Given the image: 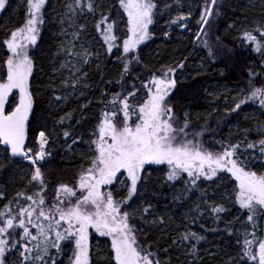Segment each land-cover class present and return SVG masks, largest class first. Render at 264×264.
Returning a JSON list of instances; mask_svg holds the SVG:
<instances>
[{
    "label": "snow or ice",
    "instance_id": "1",
    "mask_svg": "<svg viewBox=\"0 0 264 264\" xmlns=\"http://www.w3.org/2000/svg\"><path fill=\"white\" fill-rule=\"evenodd\" d=\"M23 3V23L2 41L6 56L0 63V171L26 165L21 178L27 176L28 185L34 187L30 193L18 191L0 207V264H94L93 234L110 240L107 253H97L104 255L103 264H173V258L176 264H204L201 244L207 237L192 225L207 212L214 226L205 231H220L218 225L230 212L229 205L241 210L233 220L225 221L223 229L238 245V255L229 264H264V122L243 130L236 126L241 137L236 141L232 133L214 136L244 105L256 104L264 111V17L241 33L242 46L251 45L260 64L247 67V91L230 97L231 104L224 108L223 117L216 118L213 128L210 121L213 112L219 111L215 101L221 93H209L213 112L195 114L173 97L177 73L184 74L187 57L161 67L146 80H140L136 72L142 63L141 45L153 39L150 28L172 8L171 3L161 9L160 0H118L127 17L122 37L112 12L114 5L105 0H65L56 21L60 28L55 34L54 67L43 91L33 78L41 67L34 60L33 49L42 38L49 0ZM175 3L180 5L181 0ZM223 6L224 0H203L196 20L195 41L207 50L212 63L217 49L208 35ZM12 7L10 0H0V14ZM191 16V11L169 14L168 24L188 29ZM88 19L95 21L98 41L89 39ZM228 27L233 29L235 24ZM172 31L169 27L164 36ZM105 62H114L118 73L115 81L101 75V86L90 80L89 70L94 68L99 74ZM113 83L119 85L118 91L108 89ZM41 95L47 98L38 101ZM73 100L81 101L78 108L66 110ZM40 105H47V115L55 114L53 125L32 132L43 111ZM94 105L100 110L87 140L88 149L80 154L76 183L53 186L54 195L49 199L43 165L52 157L58 138L64 141L65 153L75 154L73 145L83 139L75 135L76 126L82 125ZM201 119L203 123H198ZM252 131L256 139L249 138ZM30 134L38 144L35 150ZM152 165L166 166L163 186L172 189L171 205L190 206L179 224L169 211L171 205L159 210L158 192H149ZM231 179L237 183L231 195L223 194L226 202L210 198L215 191L210 194L209 187L219 188ZM194 192L198 193L195 200L191 199ZM4 195L0 191V199ZM159 195L164 198L162 192ZM199 227L204 228L203 223ZM153 231L159 239L150 241ZM207 252L217 255L210 249Z\"/></svg>",
    "mask_w": 264,
    "mask_h": 264
},
{
    "label": "trees",
    "instance_id": "2",
    "mask_svg": "<svg viewBox=\"0 0 264 264\" xmlns=\"http://www.w3.org/2000/svg\"><path fill=\"white\" fill-rule=\"evenodd\" d=\"M13 5L11 9H6L5 13L0 15V63L5 59L6 48L2 45V41L7 38L10 30L14 29L23 23L24 20V3L23 0H10ZM65 0H49L50 7L46 9L45 24L41 33V41L36 49H33L34 60L38 67L34 73L33 78L37 85L41 87L48 82V77L51 75L54 67L52 61L55 58V51L57 46L58 37L55 35L60 28V25L56 23L57 18L64 10ZM105 3L109 6H115L112 8L113 15L118 20V30L123 37L127 31V17L123 14L122 9H119L118 0H105ZM165 3H171L172 8L165 11L162 15L156 18L150 31L153 32V39L147 41L144 45H141L140 57L142 63L136 66V72L140 76V80H146L152 73H155L161 67L174 64L177 61L187 57L185 63V69L183 75L180 72L177 73L178 86L177 91L173 93V97L176 100L183 102V107H186L195 113L213 112L209 105L211 97L209 93H221V98L216 100L215 103L219 108V111H214L211 117L212 127L215 128L214 121L217 117L224 116V108L226 105L231 104L230 97H235L238 92H246L248 89V77L246 69L249 66L258 67L261 58L258 54L252 51L251 45L241 44V33L244 29L250 28L253 23H259L261 18L264 17V5H261V0H224V6L221 10V15L215 19L209 30L208 39L217 49V58L215 63L210 62L207 57V50L200 47L198 42L195 41L194 33L201 11L203 0H181L180 5L175 3V0H160V7L163 9ZM192 12V18L188 29H179L176 26H169L168 19L169 14L175 16L178 12L187 13ZM88 35L89 39L95 37L99 40L98 34L95 31L93 19H88ZM235 24L233 29H229V24ZM171 27L173 31L167 38L164 33ZM218 38V39H217ZM102 43V42H101ZM99 49V45L96 46ZM231 50V53L228 50ZM115 52V50H114ZM118 73V67L114 65V62H105L102 64L101 72L98 74L93 68L89 70V77L95 84L103 86V82L100 79L102 75L104 80L115 78ZM223 73V74H221ZM3 74V70L0 69V75ZM39 78L38 80L36 78ZM139 87V81H136ZM108 89L111 92L119 90V85L113 83L108 85ZM227 89H233L236 92H230L227 94ZM226 91V92H225ZM15 95V93H14ZM98 95V93H97ZM47 97L44 95L38 96L37 100H45ZM85 97L83 99H87ZM11 100V98H10ZM81 101H70L66 105V110L72 108H78V104ZM43 109L39 113V122L33 125L32 132H35L36 128L52 127L55 114L52 116L47 115V105H40ZM99 106L94 105L88 112V118L83 121L82 125L76 126L75 135L82 137L83 139L78 145H73L75 150L74 155H69L64 152L61 145H64V141L61 138L56 140V149L53 152L51 158L43 165V171L46 179L49 181V191L45 195L51 199L54 195L53 186L60 183L73 185L77 180V173L80 170L82 161L80 154L88 149L87 140L91 135V129L95 125V120L99 114ZM181 111L180 107L176 109ZM257 121L264 122V111L259 109L256 104H247L242 107L241 113L233 114L228 117L221 128L214 133V136L219 138L221 136H227L232 133V140L236 141L240 139V135L237 133V127L240 130L245 128H254ZM75 123V122H74ZM198 123H203L201 119ZM250 139H256L257 135L255 131H252L249 135ZM208 137H206V140ZM29 142L35 149L38 148V144L35 143V137L30 134ZM26 165L9 166L5 167L3 171H0V191L4 192V198L0 199V207H3L9 200L16 195L18 191L27 190L29 193L33 190L34 186L28 185V178L24 176L21 178L23 169ZM165 165H152L149 166L151 173L149 192L157 191V200L159 204L158 209L163 211L165 205H171V192L172 189L163 186V177L166 175ZM206 185H212L213 182H203ZM236 181L231 179L219 188L209 187V193L215 191V196L210 197L216 202H226L223 194L226 192L229 195L236 185ZM163 193L162 198L159 193ZM198 193H193L191 199L195 200ZM167 198V199H165ZM188 204H176L171 205L169 211L176 218L175 222L180 223V217L188 211ZM230 212L225 213V220H221L218 227L221 229L218 232L205 231V229H211L213 220L211 216L206 212V215L201 220H197L192 225L194 231L201 232L207 237V240L201 244L202 254L204 255V264H229V262L237 257L238 245L234 242V237H229L223 229L226 226V220H233L235 216L241 212L238 205H229ZM241 214V221L243 220ZM139 223V221H136ZM203 223L204 228H200L199 224ZM239 222H237V226ZM169 232L174 234L173 229L169 228ZM91 244L93 249L94 264H103L104 255H97V253L106 254L109 249L110 240L107 237H98L93 234L91 236ZM159 239L158 233L153 231L149 236V240ZM164 246H167L164 243ZM210 249L213 253H217L215 256H209L207 250ZM163 255V253L161 254ZM183 262V257H181ZM173 264H176L175 258H173Z\"/></svg>",
    "mask_w": 264,
    "mask_h": 264
},
{
    "label": "rangeland",
    "instance_id": "3",
    "mask_svg": "<svg viewBox=\"0 0 264 264\" xmlns=\"http://www.w3.org/2000/svg\"><path fill=\"white\" fill-rule=\"evenodd\" d=\"M21 1L22 0H18V2H20L21 3ZM193 16V15H192ZM192 16H191V18H192ZM191 21V20H190ZM189 24H190V22H189ZM94 43H95V41H93ZM99 44H96V46H98ZM233 90V89H232ZM232 90L231 89H227V94H229L230 92H232ZM226 92V91H225ZM233 92H236V91H234L233 90ZM240 92V91H239Z\"/></svg>",
    "mask_w": 264,
    "mask_h": 264
},
{
    "label": "flooded vegetation",
    "instance_id": "4",
    "mask_svg": "<svg viewBox=\"0 0 264 264\" xmlns=\"http://www.w3.org/2000/svg\"><path fill=\"white\" fill-rule=\"evenodd\" d=\"M1 15V14H0ZM170 99H172V97H170Z\"/></svg>",
    "mask_w": 264,
    "mask_h": 264
}]
</instances>
